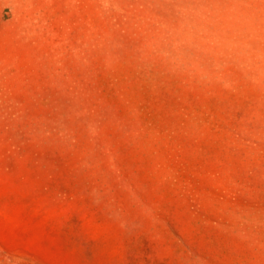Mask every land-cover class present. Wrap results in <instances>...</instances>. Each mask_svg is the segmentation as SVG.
<instances>
[{
    "label": "rangeland",
    "instance_id": "obj_1",
    "mask_svg": "<svg viewBox=\"0 0 264 264\" xmlns=\"http://www.w3.org/2000/svg\"><path fill=\"white\" fill-rule=\"evenodd\" d=\"M0 264H264V0H0Z\"/></svg>",
    "mask_w": 264,
    "mask_h": 264
}]
</instances>
